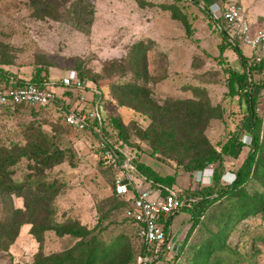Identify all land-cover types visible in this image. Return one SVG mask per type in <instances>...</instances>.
<instances>
[{"label": "rangeland", "instance_id": "1", "mask_svg": "<svg viewBox=\"0 0 264 264\" xmlns=\"http://www.w3.org/2000/svg\"><path fill=\"white\" fill-rule=\"evenodd\" d=\"M228 1L244 6L254 28H264V0ZM54 2L53 12L57 17L37 18L28 0H0V60L12 62L4 67L18 78L29 80L37 65L47 67L50 64L48 76L43 78L47 77L53 86H60L61 78L69 70L83 74L90 86L88 103L96 98L97 91L102 92L103 97L99 99L103 110L101 115L105 119L118 117L124 125L126 140L121 137V142L126 154L138 157L160 175L173 174L179 169L175 187L182 192L193 189L196 182L199 183L197 171L186 172L182 167H176L174 160L158 153L153 155L149 143L142 139L143 132L151 126V119L133 106L119 105L114 98L113 90L119 93L117 87L134 80L141 83L142 79L135 78V73L145 70L148 81L144 85L150 91L151 103L161 105L164 101L197 100L216 107L219 117L209 119L203 127V134L217 150L231 135L238 136L241 143L237 146L238 152L233 156L224 155L223 161L221 180L223 184L231 183L234 175L230 172H234L233 168H237L248 150L249 123L238 97L227 93L224 69L229 64L242 70V65L231 50L224 53L225 58L219 57L220 39L203 9L210 3L206 0ZM85 3L86 9L93 6V21L90 25H79L75 11ZM183 18L190 24L191 34L187 33ZM240 50L243 55H248V48ZM254 89L257 91L256 87ZM73 97L70 94L72 100ZM257 108L264 118V100L259 99ZM43 111L33 115L28 105L18 110L0 106V145H23L28 124L36 120L50 135L54 134L51 125H60L56 140L65 150L62 162L45 167L42 177L31 171L33 161L22 157L10 167L12 179L22 182L32 174L34 182L41 178L47 183L54 182L58 189L52 202L56 222L74 220L89 229L97 225L98 229L106 227L102 233L106 241L124 232L135 254L141 239L134 225L124 220L113 197L111 176L100 164L98 140L87 131L60 121L55 106ZM210 164L218 168L216 162ZM208 184L211 180L198 186ZM247 189L252 192L253 189L262 190V187L253 181ZM13 208L24 209L23 197L14 194L0 196V264H32L39 243L31 232L30 223L16 227L18 219ZM219 210L218 206H213L207 214L200 216L196 225H192L191 216L185 211L175 215L171 227L173 253L158 264H199L204 259V264H264V216L258 213L235 222L225 236L221 235L223 244L213 245V236L224 225ZM99 219H102L100 223ZM77 241L70 234L57 235L54 231H46L42 252L59 253Z\"/></svg>", "mask_w": 264, "mask_h": 264}, {"label": "trees", "instance_id": "2", "mask_svg": "<svg viewBox=\"0 0 264 264\" xmlns=\"http://www.w3.org/2000/svg\"><path fill=\"white\" fill-rule=\"evenodd\" d=\"M54 1L28 0L32 13L37 18L43 16L57 17V14L53 12L55 9ZM86 6V3L82 4L81 8L75 11L77 24L79 25L82 23L90 25L93 21V6L89 9H86ZM203 9L207 12L209 23L220 39L218 43L219 57L225 58L224 53L231 50L237 54L242 65V70H237L229 64L224 69L227 93L231 97L237 96L238 103L244 106V117L248 118L250 133L248 150L244 159L237 166L235 177L231 183L223 184L221 180L223 161L224 155L233 156L238 152L237 146H241L238 136L231 135L221 145L220 150H217L203 134V127L206 126L209 119L213 116L219 117V114H216V107L205 105L197 100L164 101V104L161 105L151 103L150 91L144 85V82L148 81L145 70L135 73V78L142 79L141 83H137L136 80L132 83H126L123 87H117L119 93L113 90V94L119 105L133 106L135 110H139L151 119V126L143 132L142 139L149 143L153 155L158 153L167 159L174 160L176 167H182L186 172L202 170L210 163L216 162L218 164V168L214 169L210 185L200 187L198 184L201 183L196 182L195 188L180 191L179 195L183 199L193 200L184 204L164 223L165 230L169 233L171 230L168 227L172 224L173 217L185 211L191 216L192 225H196L200 216L207 214L213 206H218L220 208V218L224 219V225L220 227L218 234H216L219 237L215 235L212 238L213 245H218L219 243L223 244L224 241L221 235L225 236L235 222L258 213L264 216V118L257 111L260 99L259 92L264 88V79L258 66L249 64L248 58L241 53L240 41L235 38L230 41L223 29L214 27L211 15L208 12V5H204ZM182 20L187 33L191 34L190 24L185 18ZM8 64L11 65L12 62L6 59L0 60V89L19 87L28 82L41 87L51 84L50 81L46 80L47 77L43 78V76H48L50 64L47 67L37 65L33 76L29 80L20 79L9 69H6L4 66ZM79 76L83 78V74ZM98 93V95L94 94L95 97L102 98V92L98 91ZM130 102L132 105H130ZM0 106L5 109L18 110L27 105L10 104ZM47 107L49 106H30L33 115L44 113L43 110ZM56 109L58 110L57 107ZM58 119L63 120L62 116ZM51 128L54 131L52 135L45 132L41 123L34 120L28 124L25 130L26 142L23 145L18 143L13 146L0 145V196L14 194L24 199V209L13 208V214L18 219L16 227L23 223L31 224V232L39 243V250L35 254L32 264H129L132 260L134 261L139 253L146 251V247L142 242L140 248L134 254L130 248V239L124 232H119L110 241H106L102 236L106 227L98 229L99 226L97 225L89 229L74 220L66 223L56 222L53 218L52 202L58 193V189L54 182L47 183L42 178L34 182L32 174L26 176L22 182H15L12 179L10 167L22 157L33 161L30 169L35 175L41 177L45 167H51L62 162L65 150L59 147L56 140V133L61 127L54 124L51 125ZM81 131H87L96 139H98L97 133L102 131L109 145L123 147L121 137L126 140L124 125L115 116L104 119L101 124L95 120L94 123ZM97 150L100 152L98 147ZM131 162L137 171L145 177L149 187H161L162 194L165 193L163 187L170 188L175 185L179 169L173 174L160 175L136 156L132 157ZM100 164L111 176L112 194L117 201L118 208L122 210L124 220L130 222L124 216V211L129 202L123 195L115 193L112 182L113 173L103 164L101 158ZM253 181L258 183L262 190L253 189L252 192H249L247 186ZM221 206H223L222 210ZM101 221L102 219H99V223ZM46 231H54L57 235L70 234L78 241L74 246L62 252L44 254L42 243ZM163 258H166V256L161 257V259ZM204 260L199 261V264H204Z\"/></svg>", "mask_w": 264, "mask_h": 264}, {"label": "built area", "instance_id": "3", "mask_svg": "<svg viewBox=\"0 0 264 264\" xmlns=\"http://www.w3.org/2000/svg\"><path fill=\"white\" fill-rule=\"evenodd\" d=\"M208 12L215 28L223 29L230 41L238 39L242 47L248 48V55H245L248 63L258 66L264 79V28H254L245 9L238 2L214 1L208 5ZM52 84L41 87L28 82L19 87H4L0 89V105L56 106L63 122L78 130H84L95 120L101 124L105 119L101 115L103 110L99 99H92L88 103L87 90L90 86L75 70H69L61 78V95L57 94ZM65 92L73 94L74 100ZM259 94L260 99L264 100V88ZM97 137L101 160L113 173L115 193L123 195L129 202L124 216L134 225L138 237L146 247V251L139 253L132 264H158L162 256L169 257L174 250L173 235L171 231L166 232L165 221L193 199H183L175 186L163 187L164 194L161 187H149L123 147L109 145L102 131L97 133ZM214 169L210 164L197 171V181L208 183L213 177ZM232 171L234 172L230 173L235 175L236 168ZM168 228L171 230V225Z\"/></svg>", "mask_w": 264, "mask_h": 264}, {"label": "crops", "instance_id": "4", "mask_svg": "<svg viewBox=\"0 0 264 264\" xmlns=\"http://www.w3.org/2000/svg\"><path fill=\"white\" fill-rule=\"evenodd\" d=\"M203 2H204V0H202ZM213 1H218V0H209V1H207L206 0V3H211V2H213ZM220 1H228V0H220ZM243 6V5H242ZM243 8H244V6H243ZM245 9V8H244ZM254 9H257V7L256 8H254ZM246 11V10H245ZM247 13V12H246ZM6 69H8V68H6ZM54 84V83H53ZM53 89L57 92V94H60V92L61 91H63V88L61 87V86H53ZM62 93V92H61ZM66 93V92H65ZM66 94H69L70 95V93H66ZM175 186V185H174ZM171 227H172V224H171Z\"/></svg>", "mask_w": 264, "mask_h": 264}, {"label": "clouds", "instance_id": "5", "mask_svg": "<svg viewBox=\"0 0 264 264\" xmlns=\"http://www.w3.org/2000/svg\"><path fill=\"white\" fill-rule=\"evenodd\" d=\"M233 179H234V178H233ZM233 179H232V180H233Z\"/></svg>", "mask_w": 264, "mask_h": 264}]
</instances>
